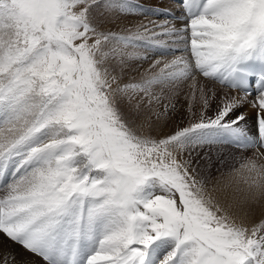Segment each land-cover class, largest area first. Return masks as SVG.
<instances>
[{"label": "snow or ice", "instance_id": "6c2138e0", "mask_svg": "<svg viewBox=\"0 0 264 264\" xmlns=\"http://www.w3.org/2000/svg\"><path fill=\"white\" fill-rule=\"evenodd\" d=\"M180 3L120 35L97 14L130 0H0V234L41 264H264V0ZM158 38L173 59L122 82ZM217 85L243 96L207 116ZM251 95L256 135L229 119ZM222 142L252 154L212 183Z\"/></svg>", "mask_w": 264, "mask_h": 264}, {"label": "rangeland", "instance_id": "374dc122", "mask_svg": "<svg viewBox=\"0 0 264 264\" xmlns=\"http://www.w3.org/2000/svg\"><path fill=\"white\" fill-rule=\"evenodd\" d=\"M168 1L169 0H130L132 4L138 6V8L134 10L133 14L121 15L118 12L112 11L107 12L104 15L97 14V20L101 23V27L103 28V30L112 31L120 35H127L128 33L126 29L131 27L133 30H135V27L141 24L153 26L154 24L164 23L165 21H168L169 27H180V20H172L165 16V12H167L165 10H169L173 13L179 14L180 4L172 2L171 0L169 2ZM162 12L164 13V15H162ZM157 31H159V29H157ZM158 39L161 40V46H158L153 50L145 51V49L141 47L128 49V51L137 52L141 58L128 62L127 67L124 71V79L122 82H127L131 78L138 77L139 72H143L144 69H146L157 59H160L162 61L173 59L172 55L161 56L159 55V52L166 49H174L177 47V45L172 43L171 38ZM179 54V52L176 53V55ZM144 57H146V59ZM217 87L222 89L218 85L216 86V88ZM216 91L217 97L219 95H222V97L223 95H225L224 92H220L221 90ZM253 99H255V96H253ZM253 99L247 101L246 104H252ZM219 100L220 96L218 97V99L216 98V100L212 102L210 109L206 113L207 116L214 115ZM181 103H183V101H181ZM251 104V107L249 106L247 109L244 107V105L241 104L231 113L229 119H235L237 116H240L242 114L244 116V120L240 121V126L243 127L247 132H249V135L250 133L251 135H256L258 109L253 108ZM186 115L187 114L183 112V110L179 114L173 115L171 119L166 121V126L163 128V132L166 133L170 129L174 128L175 123L179 121L180 117ZM186 122L187 120H185V123ZM230 146L231 145L226 144V142H222L213 144L210 147L206 146L203 149L199 150L200 157H205V154H207V157H205L204 159L197 157V159L200 160L199 170L201 172V175L208 179L210 182L214 183L218 179L227 177L232 167L236 165V161L239 158L252 154L251 151L241 152L239 149H236L233 146H231V148Z\"/></svg>", "mask_w": 264, "mask_h": 264}, {"label": "bare ground", "instance_id": "6f19581e", "mask_svg": "<svg viewBox=\"0 0 264 264\" xmlns=\"http://www.w3.org/2000/svg\"><path fill=\"white\" fill-rule=\"evenodd\" d=\"M169 2V1H168ZM178 7V6H177ZM164 10V9H163ZM165 11H169V10H165ZM175 11V10H174ZM172 12V11H170ZM176 12V11H175ZM164 21V20H163ZM170 21V20H169ZM142 23V22H141ZM140 23V24H141ZM159 23V22H158ZM148 24V23H147ZM160 24V23H159ZM146 25V24H145ZM177 26V25H176ZM179 27V26H178ZM106 29V28H105ZM133 69V68H132ZM125 71V70H124ZM216 87V86H215ZM216 90H221L220 92H224L225 95L228 98H232L235 97L237 100H240L242 95L239 94L237 91L234 90H228L227 88H216ZM220 98L222 97V95H219ZM218 96V97H219ZM253 96H248L249 98H244L243 102L241 103L242 105H244V107L247 109L250 104H246L247 101L253 99ZM217 97V99H218ZM254 100V99H253ZM252 105V104H251ZM251 107V106H250ZM251 109V108H250ZM251 111V110H250ZM253 132V131H252ZM249 133V132H248ZM251 135V133H250ZM4 253H9L11 254V256L15 257V261L14 264H41V261L38 257H35L34 255L26 252L25 250H23L20 246L12 243L11 241L7 240V238H4V236L2 234H0V254H4ZM10 264H12V262L10 261Z\"/></svg>", "mask_w": 264, "mask_h": 264}]
</instances>
